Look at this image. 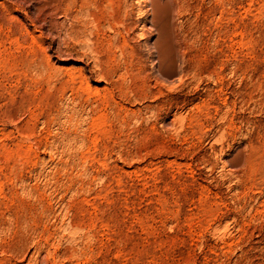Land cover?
Masks as SVG:
<instances>
[{"label":"rangeland","instance_id":"rangeland-1","mask_svg":"<svg viewBox=\"0 0 264 264\" xmlns=\"http://www.w3.org/2000/svg\"><path fill=\"white\" fill-rule=\"evenodd\" d=\"M0 264H264V0H0Z\"/></svg>","mask_w":264,"mask_h":264}]
</instances>
